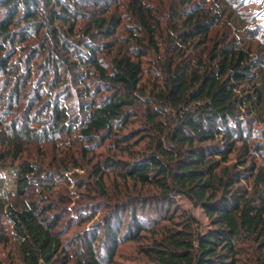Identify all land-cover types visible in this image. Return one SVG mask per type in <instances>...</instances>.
I'll return each instance as SVG.
<instances>
[{
  "label": "trees",
  "instance_id": "1",
  "mask_svg": "<svg viewBox=\"0 0 264 264\" xmlns=\"http://www.w3.org/2000/svg\"><path fill=\"white\" fill-rule=\"evenodd\" d=\"M167 2L124 0L133 26L125 25V35L117 36L121 18L108 0H0L1 99H17L36 72L20 132L35 136V142L64 136L68 150L63 156L74 142L83 156L99 147L113 153L101 165H91L94 186L102 196L107 194L106 171L157 190L149 204L140 198L116 204L97 227L100 238L95 228L85 237L78 235L73 243L80 247L72 250L76 264L110 261L119 242L136 240L147 228L135 211L147 204L168 223L163 230H150L156 238L144 252L151 264H264V160L255 163L253 156L264 147L249 142L257 134L250 121L264 115V55L236 43L225 0H211L209 6L170 0L165 7ZM79 19L88 22L83 37L74 38ZM216 27L225 31L218 34ZM29 40L36 45L29 47ZM131 40L134 47L129 46ZM22 45L29 47L21 60L24 70L4 54L7 47ZM102 52L114 53L107 67L100 62ZM151 56L157 79L146 89L142 62ZM38 63L34 71L31 67ZM64 96L74 101L69 110L61 104ZM34 107L40 111L33 115ZM134 121L135 131L122 132ZM6 129L0 132L3 163L17 160L22 151L15 122ZM139 142L143 146L134 149ZM238 143L235 161L228 163ZM72 166L79 168L78 163ZM49 171L22 163L14 171L16 197L24 196L33 180H50ZM49 186L42 183L40 189ZM75 187L89 189L80 181ZM174 196L199 208L205 224L174 209ZM42 197L4 203L0 216L21 264H67L68 244L57 230L60 219ZM3 198L0 195V206ZM121 215L129 219L119 236ZM7 237L0 222V248Z\"/></svg>",
  "mask_w": 264,
  "mask_h": 264
},
{
  "label": "rangeland",
  "instance_id": "2",
  "mask_svg": "<svg viewBox=\"0 0 264 264\" xmlns=\"http://www.w3.org/2000/svg\"><path fill=\"white\" fill-rule=\"evenodd\" d=\"M64 1L72 4L76 0ZM123 1L124 0H108V3L110 4L109 7L111 9H113L114 5H116L115 12H117L121 18L120 26L116 30L117 36L125 35V31L123 29L125 25L131 26L132 24L133 26L132 19L123 7ZM157 1L158 0H156V3ZM163 1L164 3L167 2V0ZM169 1L170 0H168L165 7H168ZM194 1L204 6H209L211 3V0ZM225 2L231 10V20H227L230 33L236 37V43H239V45L244 49H248L254 54L264 55V0H225ZM41 9L43 10L44 7ZM161 9H163V7H161ZM85 10L89 13H93V9L91 7H86ZM87 22L88 19L75 20V27L73 31V35H75L74 38L83 37L82 30L86 27ZM215 30L218 34L225 31L220 27H216ZM30 43H33L32 45L34 46L36 45L35 40H29L25 44H28L29 46ZM129 46H135L133 40L129 41ZM29 47L27 49H29ZM27 49L24 45L20 47L17 46V48L14 47V49L7 47L4 54H8L10 56V63L22 66L21 60L26 57L25 53H28L29 51ZM69 53H71V51H69ZM113 55L114 53H100V62L106 67L109 66L108 61ZM151 59L152 56L150 58L145 57L142 62V66L144 67L142 81L145 83L146 89H148L151 83L157 79L153 76L154 72L152 71L153 69H151V63L149 61ZM39 60H42V58H36L34 61L39 62ZM40 63H42V61ZM40 63H38L36 67L34 66L31 68H33L34 71H37L40 68ZM262 69L264 73V67ZM21 70H24L23 66ZM1 81L2 75H0V132L5 134L7 126L14 121L18 129V136L22 141V151L15 161L7 160L4 163L0 161V195L4 196V201H2L0 208L3 210L4 203L14 204L16 202L34 200L35 198L37 200V197L41 194L43 199L52 203L55 207L54 215L60 219L57 230L60 232L61 241L65 243L67 242L68 244L66 250L69 255V261L67 264H76L73 258L72 250L80 247V245L73 243L74 239H76L78 235L85 237L87 232H90L95 228L93 232H97L96 235L100 238L101 233L97 227L100 223L104 224L106 217L112 214L116 204L124 202L130 198H140L149 204V202L153 201L157 190L151 186H141L139 184L131 183L128 179H122L116 174L118 173L117 171H106L103 175V182L107 194L106 196H102L98 189L94 186L95 184L91 165L100 164L102 161L105 162L107 157L111 156L113 153H109L105 150V148L99 147L93 148L92 152H88L85 156H83L81 150L78 149L79 143L74 142L67 156H63L62 153L68 150V147L65 145L66 139L64 136L59 137V135H56L54 138H51L50 142H35V139H37L35 136L24 135L23 132H20L24 124L22 119L27 104L30 101L33 84L36 81V72L32 75V77H30L27 87L19 93L18 98L14 99V101L12 99L9 100L10 98L8 96H5L3 100L1 99V92L4 89V84ZM66 81L70 87H74L70 78ZM72 100L73 99L67 100L65 96L60 99V101H63L61 104L66 110H69V108L73 106L74 101ZM34 109L30 112L31 114L33 113V115L38 110L40 111L37 107H34ZM134 110L139 112L140 108L136 107ZM258 117H255V121H250L249 123V126L257 132L256 135L249 139V142L264 147V136H262V131H264V115L260 118ZM135 125V121L128 123L126 127L123 128L122 132L125 133L130 130L135 131ZM27 126L29 128H34V125L30 122L27 123ZM105 142H107V140L104 141V143ZM1 145L2 144L0 142V146ZM142 146L143 142H139L137 145H134L133 148L139 149ZM235 146L236 149L229 156L228 163L235 161L239 143ZM257 154L253 155L255 163H259L264 160V148L259 149ZM116 155L121 158L126 157V154ZM71 157L74 158V160ZM24 162L36 165L39 168H48L53 171H49L51 174L50 180L43 177L33 180L30 182V187L28 191H26L25 195L17 198L15 187V178H17V176L14 171L17 172L20 165ZM75 163L79 164V168H74L72 166ZM64 165H66L65 168L62 167ZM56 166H60L61 168L59 170H55ZM79 181L85 186L88 185L89 189L86 187H75V183H78ZM42 183L47 186L50 184L52 185H50L47 189H40V184ZM173 202L175 205L174 209H182L193 215L200 223L205 224L206 220L201 210L197 207H193L186 199L181 196H174ZM148 204L146 205V208L135 211L136 217L142 222L143 226L147 228V230L139 233L136 240H122L119 242V244L115 247L111 260L103 262L102 264H151L144 252V249H146L151 244V241L156 238V235L152 236L150 230L153 232L160 231V229L163 230L164 227L168 226V223L166 221H162L158 210L153 209L154 207L150 208ZM171 212L172 211H169L168 213ZM126 218L129 219V217L121 215L122 221L119 227V236L124 234L123 225L127 220ZM0 222L3 224V229L8 235V243L0 248V264H21L15 251L12 234L7 231L8 225L5 224L6 222L4 221V217L0 216ZM98 242L101 243V240ZM81 248L84 250L85 247L82 245ZM245 264L254 263L252 261H248Z\"/></svg>",
  "mask_w": 264,
  "mask_h": 264
}]
</instances>
